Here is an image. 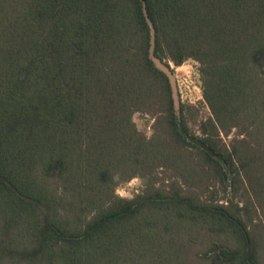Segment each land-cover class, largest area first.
Returning <instances> with one entry per match:
<instances>
[{
  "label": "trees",
  "instance_id": "trees-1",
  "mask_svg": "<svg viewBox=\"0 0 264 264\" xmlns=\"http://www.w3.org/2000/svg\"><path fill=\"white\" fill-rule=\"evenodd\" d=\"M153 56L199 62L212 112L201 134ZM255 69L264 76V0H0V264H175L187 243L172 234L201 222L236 242L215 264H260L246 205L154 179L114 194L116 174L171 161L168 144L234 185L254 158L214 139L250 108ZM139 111L162 115L169 142L136 128Z\"/></svg>",
  "mask_w": 264,
  "mask_h": 264
},
{
  "label": "rangeland",
  "instance_id": "rangeland-1",
  "mask_svg": "<svg viewBox=\"0 0 264 264\" xmlns=\"http://www.w3.org/2000/svg\"><path fill=\"white\" fill-rule=\"evenodd\" d=\"M167 68L174 80L178 100L184 105L187 125L191 132L199 135L201 123L212 117L211 109L202 95L199 62L193 58L184 60L180 65L169 61ZM253 72L255 86L253 87L254 97L249 101L250 108L239 113L233 123H229L230 125L219 128L218 135L214 139L220 148L231 149L232 146L237 148L238 155L234 156L236 162L243 157L253 156L254 158V163H251L247 171L241 170L240 178L234 185H230L228 180L230 178L225 182L220 181L211 168L202 164L193 148L188 151L178 150L168 144L169 151L173 150L175 154L171 161L164 160L165 164L155 165L149 173L144 172L143 175L136 174L128 178L124 177V174H116L114 194L132 198L140 194L147 183L154 179L156 187L177 182L185 191L198 195L199 200L207 205H229L231 202L238 206L246 205L247 209L241 211V217L256 242L259 263L264 264V205L263 207L259 205L254 196V192L264 188V111L261 100L264 76L256 69ZM176 110L178 111L177 107ZM132 120L136 128L147 138L163 139L169 142V133L159 113L135 112ZM49 184L52 187L57 186L53 181ZM212 227L204 222L185 224L177 235L172 234L178 241L187 243L175 264H215L212 261L214 254L223 248L235 246L234 237L226 231Z\"/></svg>",
  "mask_w": 264,
  "mask_h": 264
},
{
  "label": "water",
  "instance_id": "water-1",
  "mask_svg": "<svg viewBox=\"0 0 264 264\" xmlns=\"http://www.w3.org/2000/svg\"><path fill=\"white\" fill-rule=\"evenodd\" d=\"M145 14H146V12H145ZM148 22L151 25V46H150V50L149 51H150L151 55H153V48H154V29H153L152 24H151V22H150L149 19H148ZM153 60H154V63L156 65V67L159 70H161L162 72H164L166 74V76L168 77V80H169V83H170V86H171V90H172V98H173L175 107L179 108L180 102L178 100V95H177V92H176L175 83H174V80H173V78L171 76L170 70L157 57L153 56Z\"/></svg>",
  "mask_w": 264,
  "mask_h": 264
},
{
  "label": "built area",
  "instance_id": "built-area-1",
  "mask_svg": "<svg viewBox=\"0 0 264 264\" xmlns=\"http://www.w3.org/2000/svg\"><path fill=\"white\" fill-rule=\"evenodd\" d=\"M179 93H180V96H182V94H181V90H179Z\"/></svg>",
  "mask_w": 264,
  "mask_h": 264
}]
</instances>
